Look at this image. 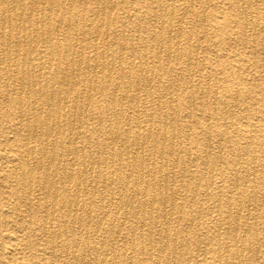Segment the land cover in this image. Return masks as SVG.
<instances>
[{
    "label": "bare ground",
    "instance_id": "bare-ground-1",
    "mask_svg": "<svg viewBox=\"0 0 264 264\" xmlns=\"http://www.w3.org/2000/svg\"><path fill=\"white\" fill-rule=\"evenodd\" d=\"M132 1L0 0V92L9 107L0 119L13 134L2 140L0 264H251L248 254L260 252L258 227L241 215L264 189L257 193L237 159L264 160V59L246 65L258 77L243 78L232 45L264 55V0H198L211 6L199 15L210 32L181 25L189 11L203 12L191 0H149L143 16L130 11ZM197 32L216 42L208 58L198 39L190 45ZM165 91H175L169 104L185 114L207 93L212 108L198 116L207 124L173 129L156 106ZM240 100L244 110L231 113ZM183 161L194 171H180ZM224 165L227 175L205 172ZM240 182L242 192L231 194ZM106 185L121 196L113 201L99 190ZM16 249L27 253L17 258Z\"/></svg>",
    "mask_w": 264,
    "mask_h": 264
},
{
    "label": "rangeland",
    "instance_id": "rangeland-1",
    "mask_svg": "<svg viewBox=\"0 0 264 264\" xmlns=\"http://www.w3.org/2000/svg\"><path fill=\"white\" fill-rule=\"evenodd\" d=\"M191 1H192V10L197 11V12H199V11H203V12L205 11V12L204 13L202 12L203 14L199 13V14L195 15V14H193L192 11H189L187 13L186 18L184 19V22H182L181 25L194 27L197 24H199L200 26L203 27L205 32H210L211 31L209 29L210 26H208L207 21H205V20L202 21V19L200 18L199 15H203L202 17L204 19V17L206 16V13L207 12L209 13V10H210L211 6L209 7L206 4L204 7L201 8L200 6H202V5L199 4L198 0H191ZM148 2H149V0L148 1L147 0H136L134 2L132 1L131 2L132 4L129 5L130 6L129 9H130V11H134L135 10L137 12V14L143 16L148 10ZM151 23L153 24V26L155 25V23H153V21ZM176 23L179 24L180 22H178V20L175 19L173 24H176ZM194 37L195 38L191 40L192 42L190 41V45H195V44L197 45V42H198V46L200 47V50H201L200 53H199V56L202 57L204 55L206 58H208L209 54L206 53L205 49L208 47V43H210V44H212V46H214L216 44L215 40L212 39L209 42L208 41L205 42L201 38L202 36H201V34L199 32H197L194 35ZM196 40H197V42H196ZM263 41H264V38L260 39V42H259L260 45L258 44L259 46H257V47H259V49L261 48V49L264 50V42ZM99 44H101V42H99ZM173 44H174V40H173ZM187 46H189V45H187ZM232 48L236 49L238 52H241L240 60L242 62V69H241L242 77L243 78L245 76L249 77V78L258 77V74L254 70H249L248 68H246L247 67L246 65H250L252 62L259 61L262 58L264 59V55L260 56V55L256 54V56H255L253 54V52H252L253 50L250 47H245L244 45L239 44V43H234L232 45ZM111 52L114 53V51H112V49H111ZM242 52H243V54H245V56L242 55ZM107 56H109V55H107ZM174 73L175 72L173 71L172 74H174ZM179 73L181 74L180 71H179ZM261 76H262V73H261ZM262 77L264 78V75ZM165 83L166 82H164L162 84H165ZM252 83H254V82H252ZM210 85H212L215 88H219L222 85V83H221V81L219 82V80L217 81V79H213V81H210ZM3 86L6 88L4 81L2 79H0V88L3 89L4 88ZM150 89L152 90V92H155L156 90L161 89V87L159 85H157V84H153ZM165 92H166L165 93V98H163L162 102H160L159 105H156V106H159V108H161L160 109L161 112L168 113V114H170L173 117V119H175V120L172 119V122H171L173 129L183 126V127H186L187 129L191 130V129H193V126L195 128L198 127V126L203 128L207 124V122H205L204 120L198 119V116H199V114H200V112L202 110L208 111V110H211V108H212L211 100L208 98L209 96H208L207 93L206 94L205 93L198 94V95L204 96V101L202 102V101H199L198 99L193 101L191 103V105H190V107H191L190 110H189L190 113L189 114H185V112L178 110L177 107H176V103L173 102L174 98H175V91L174 92L173 91H169V92L165 91ZM2 95H3V93L0 92V112H2V111L9 112V107L7 106L6 102H4V97ZM93 97L96 98L98 96L94 95ZM168 98H170V99H168ZM171 100H173L172 101L173 104H169V103H171ZM236 100H238V99H236ZM184 103L187 104L186 101H184ZM257 105L258 104H253L254 107H256ZM156 106L153 104V108H156ZM229 106H230L229 109H230L231 113H241L244 110V106L242 105V101L241 100H240V102L232 101V102L229 103ZM148 107H150V106L144 104V108H148ZM259 109L264 110V106L262 107V106L259 105ZM128 110L130 111L131 109H128ZM189 115L191 117H189L190 119H187L188 118L187 116H189ZM257 116H258V118H260V116L262 117L263 114L259 113ZM139 119L143 120L142 115L139 116ZM156 123L157 122H155V121L151 122L149 124V126H150L149 128L156 127L157 126ZM10 125H11L10 121H6L5 119L4 120L0 119V131L3 130V129H6L5 135H4V132H3V134L0 133V154L2 156V158H0V175H1L0 178L3 176L4 170L9 165V163L7 161H4V158H3L5 156V154H6V151L4 150V146L2 145V142H3L2 140H3V136H5L6 138L8 137L9 139L13 137V134L9 132L10 131V129H9ZM119 125H120V128L124 127V123H120ZM263 125H264V123H261L259 128H264ZM234 127L237 128V127H240V126L235 124ZM180 140L181 139H180V137L178 139V136L172 137V141L176 145H179L181 143V147H183L182 148L183 150L188 148V144H185V142H183L184 140H181V141ZM241 142H243L242 139H241ZM228 153L229 152L227 151V149H224L222 151V156L224 158H226L228 156ZM200 161L201 160H197L196 162L199 163ZM237 162H238L237 167H239L237 170L241 171V173H242V170L243 171L247 170L248 174H249L248 178L255 184V189H257V191H258L257 193H262L263 189H264V181L262 179H260V177L258 176L256 171L257 170L261 171V169L264 170V160L256 162V161L252 160V158L250 156L248 157L246 155H242L241 154L240 156H238ZM181 164H182L181 165L182 169H179L180 171H184V172H188L189 173L191 171H194V169H195L193 163H187V162L184 163V161H183V163H181ZM231 169H232V167L227 166V165H224L222 168L218 167V169H211L209 167H205V172L208 173V174H212L215 177V175H217V174L227 175L228 173L231 172ZM178 174H180V173H178ZM178 174L175 175V180L177 181V183H179L180 182L179 180H181V179H179L180 177L177 176ZM225 180L226 179H224L223 181L225 182ZM182 181L189 183V185L192 182V180L190 181V179H188V177H184ZM240 183L241 184H239L238 188H232L231 189V191H232L231 194H235L237 192L236 189H238L240 192H242V182H240ZM218 184H220V183H218ZM100 189H101V192H103L104 194L113 195V201H115L118 197H120L121 196L120 193L122 192V189L119 186H116V185H110V186L106 185L104 189H102L101 187L99 188V190ZM91 191H93L95 194H98L96 189H94V188H91ZM177 193L180 194L182 192H177ZM203 198H204V194L200 191L199 194H198L199 202L201 201L202 204L204 205V207H208L210 203L208 201H206V200H203ZM211 202L213 203L214 201H211ZM8 207H9L8 203L5 206L2 207V209H1L2 210L1 211L2 215L8 216V214H10ZM107 209L108 210H112L113 206L110 204V206H107ZM95 210H97V208H95ZM248 212H249L248 216L241 215V221H244V219H248V221L250 223L255 224L258 227V233H259V236H260V239H261L260 244L262 245V247L260 249V252H258V253H249L248 255H249L250 259L252 260L251 264H264V197H262L261 194H257L256 200L249 205ZM15 218H17L19 221L22 219V218H19V217H15ZM250 218H251V220H250ZM202 220L207 222V223H209V224H211L213 221H215V216L203 217ZM174 222H175L174 225L181 224V220H179V219L175 220ZM126 223H127V220H125V224ZM12 228H13V231H14L15 230L14 226L10 227L11 230H12ZM2 235H4V232H3ZM120 242L121 241H118V244H121ZM4 243H5L7 249L10 248V245H8L9 243H7V241H4ZM23 252L27 253L24 250L16 249L15 252H14V253H17L15 255V257L20 258L23 255L22 254ZM2 260H4V259H2Z\"/></svg>",
    "mask_w": 264,
    "mask_h": 264
}]
</instances>
